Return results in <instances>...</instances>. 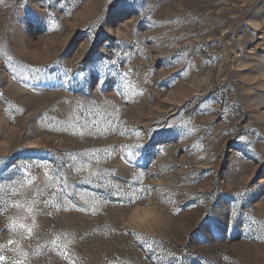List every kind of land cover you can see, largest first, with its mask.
Returning <instances> with one entry per match:
<instances>
[{
  "label": "rangeland",
  "instance_id": "1",
  "mask_svg": "<svg viewBox=\"0 0 264 264\" xmlns=\"http://www.w3.org/2000/svg\"><path fill=\"white\" fill-rule=\"evenodd\" d=\"M0 256L264 264V0H0Z\"/></svg>",
  "mask_w": 264,
  "mask_h": 264
},
{
  "label": "snow or ice",
  "instance_id": "2",
  "mask_svg": "<svg viewBox=\"0 0 264 264\" xmlns=\"http://www.w3.org/2000/svg\"><path fill=\"white\" fill-rule=\"evenodd\" d=\"M29 234L31 233V229L28 230ZM9 243H12V241H9ZM5 262V257L4 256H0V264H4ZM13 264H23L22 261H14Z\"/></svg>",
  "mask_w": 264,
  "mask_h": 264
}]
</instances>
